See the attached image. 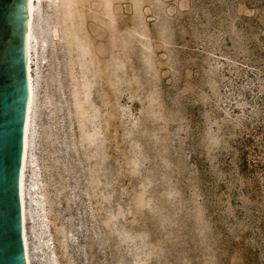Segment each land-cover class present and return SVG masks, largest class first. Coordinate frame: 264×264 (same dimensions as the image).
Segmentation results:
<instances>
[{"label":"rangeland","instance_id":"rangeland-1","mask_svg":"<svg viewBox=\"0 0 264 264\" xmlns=\"http://www.w3.org/2000/svg\"><path fill=\"white\" fill-rule=\"evenodd\" d=\"M80 1L85 49L37 0L31 264H264V0Z\"/></svg>","mask_w":264,"mask_h":264},{"label":"water","instance_id":"water-1","mask_svg":"<svg viewBox=\"0 0 264 264\" xmlns=\"http://www.w3.org/2000/svg\"><path fill=\"white\" fill-rule=\"evenodd\" d=\"M29 0H0V264H27L21 174L30 100Z\"/></svg>","mask_w":264,"mask_h":264},{"label":"bare ground","instance_id":"bare-ground-1","mask_svg":"<svg viewBox=\"0 0 264 264\" xmlns=\"http://www.w3.org/2000/svg\"><path fill=\"white\" fill-rule=\"evenodd\" d=\"M105 4H106V0ZM80 0H63V11L65 14V22L71 20L73 25L71 29V34L75 38L78 37V26L79 24L76 21L77 17H79L81 9L79 6H84V3ZM38 12L37 0H29V19H28V31H27V47H28V75H29V84H30V100L28 106V115L26 121L25 128V139H24V154H23V164H22V174H21V198H22V217H23V236H24V244H25V252L27 264H31L30 255H29V243L26 234V218H27V206H26V167L28 164V155H29V147L31 144L30 139V126L32 121V109L34 103V54L36 53V41H37V32H36V15ZM69 22V21H68ZM70 23V22H69ZM55 35H57L56 29ZM77 41L82 43L80 37L77 38ZM80 43V44H81ZM83 49L86 48L85 44H81ZM89 49V48H88ZM35 202V201H34ZM37 205V204H36ZM39 205V204H38Z\"/></svg>","mask_w":264,"mask_h":264}]
</instances>
